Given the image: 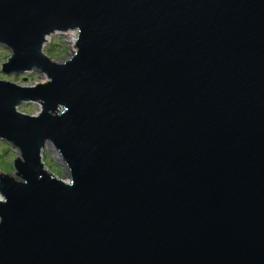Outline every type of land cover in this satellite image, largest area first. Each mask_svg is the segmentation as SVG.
Listing matches in <instances>:
<instances>
[{
  "label": "water",
  "instance_id": "water-1",
  "mask_svg": "<svg viewBox=\"0 0 264 264\" xmlns=\"http://www.w3.org/2000/svg\"><path fill=\"white\" fill-rule=\"evenodd\" d=\"M72 22L82 47L51 85H0V133L32 162L57 138L75 173L3 182L0 264H264V0H0L5 71ZM16 95L70 110L24 119Z\"/></svg>",
  "mask_w": 264,
  "mask_h": 264
},
{
  "label": "clouds",
  "instance_id": "clouds-1",
  "mask_svg": "<svg viewBox=\"0 0 264 264\" xmlns=\"http://www.w3.org/2000/svg\"><path fill=\"white\" fill-rule=\"evenodd\" d=\"M82 26L77 22L51 25L39 34L34 54L39 62L31 63L20 70L5 71L16 54L8 41L0 37V85H9L17 90L32 92L53 83L52 75L45 65L62 69L73 64L78 58L82 42ZM11 111L16 116L37 121L42 116L59 120L69 112L67 101L54 104L40 95H16L9 101ZM19 165L27 164L37 181L47 177L49 182L63 188L75 187V173L72 163L65 157L59 140L53 136L41 135L34 147V162L26 159L21 144L13 137L0 133V225L4 223L2 209L8 204L5 180L26 187L28 179L20 171Z\"/></svg>",
  "mask_w": 264,
  "mask_h": 264
}]
</instances>
